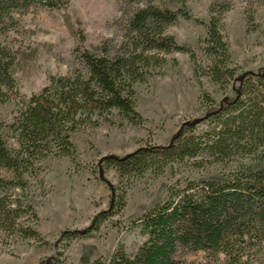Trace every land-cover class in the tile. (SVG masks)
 <instances>
[{
    "label": "trees",
    "instance_id": "16d2710c",
    "mask_svg": "<svg viewBox=\"0 0 264 264\" xmlns=\"http://www.w3.org/2000/svg\"><path fill=\"white\" fill-rule=\"evenodd\" d=\"M159 1L164 0H147L129 18L121 52L83 51V71L51 78L12 125H0V170L5 172L0 173V255L21 244H46L37 229L38 213L27 201L33 181L39 182L40 163L49 157L75 160L73 134L82 127L99 126L114 111L131 123H141L135 86L151 77V65L166 64L162 55L186 53L199 83L206 75L233 95L219 104L206 95V113L184 124L167 147L149 145L123 157H103L98 177L111 190L110 211L97 216L85 230L62 233L54 255L40 264H67L68 246L92 237L104 222L121 213L128 190L137 181L181 167L222 171L218 178L169 188L164 202L132 224L146 238L137 253L131 256L120 249L109 260L93 264H186L181 249L204 252L214 264H264V72L240 71L233 64L222 34L228 7L214 3L210 8L207 36L201 43L207 59L203 68L193 48L179 45L167 33L180 15L192 19L177 6L186 8L189 0H168L170 5L165 6ZM68 3L0 0V27L14 12L37 6L60 9ZM10 59L0 48V98L4 88L14 84ZM6 133L13 135L16 148L8 144ZM108 172L117 174L120 186L105 178Z\"/></svg>",
    "mask_w": 264,
    "mask_h": 264
},
{
    "label": "rangeland",
    "instance_id": "374dc122",
    "mask_svg": "<svg viewBox=\"0 0 264 264\" xmlns=\"http://www.w3.org/2000/svg\"><path fill=\"white\" fill-rule=\"evenodd\" d=\"M147 0H69L60 9L42 6L14 12L0 27V48L10 54L14 84L4 88L0 98V125H12L28 107L33 95L40 94L50 79L83 71L81 53L98 55L107 50L122 51L127 22ZM217 3L228 7L223 16L222 34L233 64L240 71L264 72V0H189L182 8L192 19L180 15L167 28L182 46L196 51L199 65H207L201 43L207 36L210 8ZM160 6L170 5L168 0ZM176 6V8H177ZM174 8V7H173ZM179 10V9H178ZM166 64L151 65L146 83L135 86L136 110L141 123H131L114 111L97 127H82L72 136L75 160L49 157L40 163L39 182L33 181L28 199L39 216L37 229L45 245L21 244L12 253L0 255V264H40L56 252V243L66 231L89 228L94 219L110 211L111 190L98 177V163L108 155L123 157L149 145L167 147L181 127L206 113V95L219 104L232 96L206 75L201 83L189 54L162 55ZM149 75V76H150ZM16 148L11 133L5 135ZM222 169H167L161 176L148 174L127 193L125 209L103 223L92 237L73 241L67 248V264H93L109 260L120 249L133 256L146 238L132 224L167 198L168 189L188 181L218 178ZM0 173H5L0 170ZM111 184L120 186L115 172L106 173ZM186 264H214L204 252L180 250ZM254 264H263L260 261Z\"/></svg>",
    "mask_w": 264,
    "mask_h": 264
}]
</instances>
